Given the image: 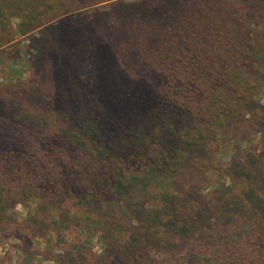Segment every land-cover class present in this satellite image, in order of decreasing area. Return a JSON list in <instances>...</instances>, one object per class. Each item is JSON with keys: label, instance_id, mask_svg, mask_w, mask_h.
<instances>
[{"label": "trees", "instance_id": "1", "mask_svg": "<svg viewBox=\"0 0 264 264\" xmlns=\"http://www.w3.org/2000/svg\"><path fill=\"white\" fill-rule=\"evenodd\" d=\"M104 1L79 0L81 8ZM39 2L0 0L3 42L11 17L22 18V34L38 26ZM105 16L109 25L101 31L70 29L49 40L47 54L59 52L69 74L51 82L53 99L34 87L43 120L0 138V229L17 205L38 201L107 231L104 253L83 254L78 245L66 251V264H264L258 186L264 184V115L257 111L264 96V0H119ZM147 41L151 48L138 52ZM105 48L117 55V66L103 60ZM145 55L161 78L129 89L122 81H100L123 70L147 75ZM86 80L92 90L84 89V100L75 93ZM115 91L126 95L108 98ZM228 131L231 142L243 132L251 136L239 164H228L239 179L228 173L224 191L198 192L213 166L202 158L217 152L214 143ZM135 188L145 190L137 199L149 209L126 224L109 208L120 204L125 212ZM101 206L105 213L96 211Z\"/></svg>", "mask_w": 264, "mask_h": 264}, {"label": "rangeland", "instance_id": "2", "mask_svg": "<svg viewBox=\"0 0 264 264\" xmlns=\"http://www.w3.org/2000/svg\"><path fill=\"white\" fill-rule=\"evenodd\" d=\"M117 1L119 0H106L81 8L79 0H40L35 8L36 13H42L38 26L32 30L27 29L28 32L25 34H22L19 29L22 21L20 16L11 17L8 20V29L11 34L4 42L1 36L3 32H0V39H2L0 41V138H10L17 132H23L26 125L43 120V116L36 109V103L40 100H37L36 94L33 93L34 87L48 93L41 92L38 94L40 97L48 95V98L53 99L51 82L57 78V75L64 77L69 74L68 62L59 52L47 54L46 47L49 40L56 39L62 34H68L70 29L75 32L79 31L78 33H84L87 28L93 32L103 30L109 25L105 12ZM60 2L61 6L58 5ZM94 9L97 10L94 15L87 14L85 18L74 22V16L85 15ZM146 38L144 37V41ZM103 47L105 46L103 45ZM144 48H151L148 41L138 46V52L144 54ZM106 50L108 49H103V60H112L117 66V55ZM144 57L146 66L152 69V72L147 75H140L138 72V74L130 76L123 70L119 78L113 74H105L100 78V81L109 86H115L117 81H122L126 89H129L133 84L140 87L145 82H152L154 77L161 78L160 67L152 65L150 56L145 55ZM260 75H264V73ZM80 82L75 95L87 100L89 96L84 89H89L91 85L89 86L87 80L85 83L84 81ZM91 90L90 88V92ZM109 94L108 98L114 99L120 98L122 94L126 95L117 91ZM131 95L134 96L133 93ZM16 103L20 105H16ZM260 103L257 111L264 115V96ZM46 105L49 104L46 103ZM61 118H63L62 115ZM231 139L229 131L222 133L213 146L217 148V152L207 154L202 158L203 161L213 162V166H210L209 173L206 171L208 166L204 168L206 180L200 184L198 192L210 193L215 187L224 191L230 185V178H227L228 173L231 175V179L232 177L235 180L239 179L234 175L236 169L234 168L233 172H230L231 168L228 164L231 159L237 161V165L239 164L240 157H237V154H242L244 149L249 148L248 142L251 140V136L249 133L243 132L236 141L231 142ZM159 184L164 188L173 187L171 181L162 183L160 181ZM258 186L264 189V184ZM234 189L236 186L229 189L231 195L235 193ZM143 191L145 190L142 188L133 190L132 205L126 207L125 212H122L123 208L119 206L120 204H111L112 208H109V211L115 210V216L123 217L126 224L130 219L140 217V213L149 209L148 205L141 204L137 199ZM146 192L148 196H152V189H146ZM147 200L149 201L148 198ZM145 202L147 203V201ZM155 203L150 200V207H157ZM103 209L106 210L101 206L96 211L105 213ZM55 210L61 214L58 217V214H55L56 217L50 218V213ZM128 211L130 212L128 213ZM107 219L105 223H107ZM0 230V264H66L68 262L66 251H74L78 245L83 247V254L100 255L105 251L101 236L102 233L105 235L107 231H103L102 226L89 223L87 220L84 221L81 215L62 208V206L57 208L38 201H27L17 205L13 213L9 217L7 216ZM114 231L116 230L114 229ZM112 236L117 239V231Z\"/></svg>", "mask_w": 264, "mask_h": 264}]
</instances>
